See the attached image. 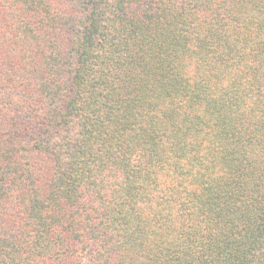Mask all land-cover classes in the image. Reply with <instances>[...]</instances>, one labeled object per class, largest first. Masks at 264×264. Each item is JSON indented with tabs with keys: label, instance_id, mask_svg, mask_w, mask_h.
Listing matches in <instances>:
<instances>
[{
	"label": "trees",
	"instance_id": "obj_1",
	"mask_svg": "<svg viewBox=\"0 0 264 264\" xmlns=\"http://www.w3.org/2000/svg\"><path fill=\"white\" fill-rule=\"evenodd\" d=\"M0 264H264V0H0Z\"/></svg>",
	"mask_w": 264,
	"mask_h": 264
}]
</instances>
